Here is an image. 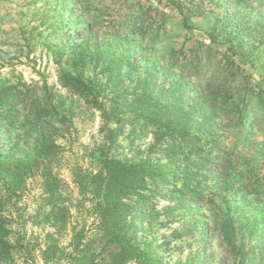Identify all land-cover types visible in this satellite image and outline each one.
<instances>
[{
  "label": "rangeland",
  "instance_id": "1",
  "mask_svg": "<svg viewBox=\"0 0 264 264\" xmlns=\"http://www.w3.org/2000/svg\"><path fill=\"white\" fill-rule=\"evenodd\" d=\"M75 50H89L107 107L122 105L114 142L93 104L61 85ZM46 90L59 107L41 127L59 148L0 213L16 245L0 264H264V0H0L4 163L34 156L40 127L25 121ZM153 112L171 125L147 124ZM138 150L169 183L107 228L82 185L103 154ZM55 200L61 222L46 216Z\"/></svg>",
  "mask_w": 264,
  "mask_h": 264
},
{
  "label": "trees",
  "instance_id": "2",
  "mask_svg": "<svg viewBox=\"0 0 264 264\" xmlns=\"http://www.w3.org/2000/svg\"><path fill=\"white\" fill-rule=\"evenodd\" d=\"M89 50H82L78 53L77 50L71 51L66 55L65 62L59 65V79L62 87L69 89L74 95L78 96L85 103L93 104V108L101 116L105 128L108 129L109 141L114 142L118 136V130L112 129L111 125H117L122 122V114L117 111L122 105H117L118 101L112 100L111 105H106L101 98L103 92L99 85H93V82L87 78V70L92 64ZM62 58V57H61ZM98 62V61H97ZM130 62V61H129ZM0 94V99L7 95ZM57 95L54 97L51 92L46 90L41 100L34 101V115L28 117L25 121L26 126L40 127L39 138L36 144V152L34 156L26 162L18 161L11 158L15 164H6L3 162V155L0 151V185L7 189L9 195H4V191L0 196V213L4 211L9 199L16 198L22 190L25 179L31 175L30 172L42 163L50 164L54 152L59 148L56 141L48 135V130L45 131L43 124L50 120L51 115L59 107L56 103ZM127 104V103H126ZM145 112V109H140L139 112ZM150 113V111H148ZM152 113V111H151ZM154 113V112H153ZM165 113H154L153 115H144L146 123L153 124L158 127V131L165 126L171 125V117ZM29 128V127H27ZM32 130V129H29ZM157 136V132L155 133ZM14 138V137H13ZM162 137L155 138L156 141ZM154 148L152 147L151 150ZM138 150L133 157L126 160H120L103 154L101 158V170L95 174L89 183L82 185L83 194L87 191L88 186H92L93 201L101 219V223L109 228L110 226L116 230H120L121 219L117 214L122 212L124 208H134L141 199H145L150 194H155L159 188V183L168 185V170L165 167L154 163V158L150 155H142ZM83 180L81 179L80 182ZM82 184V183H81ZM45 192L48 198L52 199L57 196L58 190L54 189V180L47 179L44 185ZM176 191V188H173ZM176 199L175 195H172ZM48 200V199H47ZM180 199H177L176 205L180 204ZM128 201V202H127ZM52 210L46 216L60 215L61 221L65 220V211L58 201H51ZM58 222V220H57ZM109 226V227H108ZM7 230L4 227L3 214H0V262L7 263L12 254V250H16V245L12 244L7 237ZM119 239L125 240L126 237L118 235ZM51 248L49 247L48 250ZM48 250L44 252V257L48 254Z\"/></svg>",
  "mask_w": 264,
  "mask_h": 264
}]
</instances>
